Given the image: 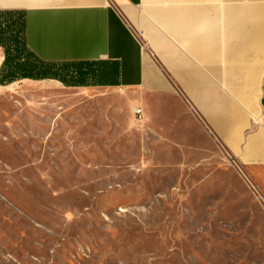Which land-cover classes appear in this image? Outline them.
<instances>
[{"label":"rangeland","instance_id":"374dc122","mask_svg":"<svg viewBox=\"0 0 264 264\" xmlns=\"http://www.w3.org/2000/svg\"><path fill=\"white\" fill-rule=\"evenodd\" d=\"M64 76L0 83V264H264L247 169L171 148L133 92Z\"/></svg>","mask_w":264,"mask_h":264},{"label":"crops","instance_id":"0c3cea01","mask_svg":"<svg viewBox=\"0 0 264 264\" xmlns=\"http://www.w3.org/2000/svg\"><path fill=\"white\" fill-rule=\"evenodd\" d=\"M6 58L133 92L171 148L218 150L264 191V0H0V76Z\"/></svg>","mask_w":264,"mask_h":264},{"label":"trees","instance_id":"16d2710c","mask_svg":"<svg viewBox=\"0 0 264 264\" xmlns=\"http://www.w3.org/2000/svg\"><path fill=\"white\" fill-rule=\"evenodd\" d=\"M22 46L24 49H26V46ZM9 48L6 47V50ZM7 62V58H6ZM11 62H7V65H10ZM18 68H20V72L18 74H15L11 72L7 75H2V78L0 79V83L7 84L12 83L15 80L22 79V78H35V79H46V77H55L56 75L53 73V68L51 64L38 62V61H28V63L25 64H17ZM56 78V77H55Z\"/></svg>","mask_w":264,"mask_h":264},{"label":"built area","instance_id":"2783aa9c","mask_svg":"<svg viewBox=\"0 0 264 264\" xmlns=\"http://www.w3.org/2000/svg\"><path fill=\"white\" fill-rule=\"evenodd\" d=\"M135 113H136L137 115H141V114H142V109H141V108H136V109H135Z\"/></svg>","mask_w":264,"mask_h":264}]
</instances>
